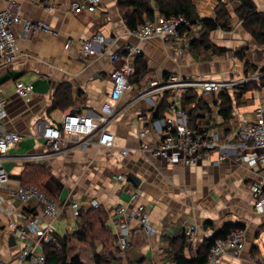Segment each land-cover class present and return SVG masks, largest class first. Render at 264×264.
<instances>
[{
  "label": "crops",
  "instance_id": "0c3cea01",
  "mask_svg": "<svg viewBox=\"0 0 264 264\" xmlns=\"http://www.w3.org/2000/svg\"><path fill=\"white\" fill-rule=\"evenodd\" d=\"M16 1L24 19L46 24L56 35L22 34L21 27L14 26L17 58L11 64L0 66V96L5 100L7 113L4 128L22 136L4 162L10 182L0 188V258L3 263L22 264L20 252L24 247L49 256L48 244H57L56 238L69 236L65 250L68 260L78 257L83 264H96L94 254L99 255L102 246L95 243L91 248L71 239L77 230V218L67 206L72 201L85 209L95 201L107 213L106 225L111 229L113 239L111 216L118 207L130 211L142 204L155 230L154 234L148 235L135 222L127 224L130 230L128 250L123 254L118 252L105 264H175L173 251L183 243L182 237L183 256L192 260L207 240L231 224L243 227L244 248L238 254L224 256L220 264H264V215L253 211V196L249 189L258 185L264 190V164L248 167L230 156L215 166L212 162L218 155L211 153L209 158L183 166L153 158L149 153L161 139L153 123L164 118L173 104L186 113L190 128L202 130L208 136H218L219 144L236 142L250 124L253 110L259 106L264 111V86H260V79L264 78L261 76L264 51L261 62H255L252 52L256 48L264 50V47L252 43L233 15L231 5H226L231 17L229 30H215L208 35L211 45L225 50L218 55L212 51L192 52L190 43L197 40V26L182 31L187 43L180 54H174L177 48L174 40L165 42L153 37L139 41L125 26L116 0H101L94 14L73 13L71 0H48L49 10L42 6L47 0ZM220 1L226 3V0ZM253 3L264 13V0H253ZM193 4L200 18H209L217 1L193 0ZM4 8L5 2L0 0V11ZM95 34L108 40L104 51L93 57L80 54L78 43ZM67 41L71 42L68 49L64 47ZM126 46L138 47L141 50L139 56L146 64L148 71L139 83L133 81L139 56L126 59L120 54L115 63L109 59L111 54ZM125 63L131 89L115 101L110 98L113 90L111 73ZM175 74L186 81L247 80L254 84L244 92L234 88L210 95L190 89L200 104L192 101L183 105L188 89L153 93ZM17 81L33 85L28 101L16 95ZM62 87L70 90V107L49 111L54 93ZM142 91H151L145 100L137 98ZM221 96L231 100L228 120L219 113ZM104 105L116 110V115L106 126V131L114 137L110 149L89 146L86 150H72L40 160L24 159L46 152L43 141L36 137L38 122L57 126L61 116L72 110L81 116H97ZM159 109H162L161 113L154 117ZM143 128H148L147 135H141ZM141 143L148 149L142 151ZM121 150L126 151L124 156L120 154ZM29 168L42 171L37 179L45 176L42 187L62 207L54 221L43 214L39 204L24 203L11 197L19 187L35 186H24L20 180ZM129 173L137 177L138 186L127 179H116ZM133 189L140 192L137 203L130 200ZM9 225L14 228L10 229ZM190 226L195 227V232L192 239L187 240L185 234ZM10 234L15 235L16 241L12 247L8 244ZM55 249L59 250V247Z\"/></svg>",
  "mask_w": 264,
  "mask_h": 264
},
{
  "label": "built area",
  "instance_id": "2783aa9c",
  "mask_svg": "<svg viewBox=\"0 0 264 264\" xmlns=\"http://www.w3.org/2000/svg\"><path fill=\"white\" fill-rule=\"evenodd\" d=\"M101 0H71V11L75 14L86 12L94 14L97 12ZM5 8L0 11V66L11 64L17 58L16 35L14 26H20L22 34L44 33L55 36L46 24L33 23L24 19L20 13V6L16 0H4ZM42 6L50 9L47 1L42 2ZM190 28V24L183 17L165 18L157 15L152 21H146L139 25L132 34L139 41H144L153 37H159L165 42L174 40L177 45L174 54H180L183 46L187 43L184 29ZM79 52L84 56H98L108 45V40L101 34H95L87 40L79 43ZM71 42L67 41L65 48L68 49ZM122 54L126 59L135 58L141 54V50L136 46H126L119 52H114L109 56L112 63L119 59ZM264 74H261L263 76ZM128 65L125 63L120 69H115L111 73L113 90L110 98L117 101L120 95L131 89L127 81ZM249 81H186L178 75H171L168 81L154 91H183L193 89L201 92L202 95L216 94L221 91L234 89L243 86ZM34 87L31 83L15 82L16 95L28 101L33 93ZM153 91V92H154ZM151 91H142L138 99L145 100ZM116 115V110L108 105L101 108V113L97 116H81L63 114L57 126L48 125L44 122L36 124V137L43 141L46 152L41 155H31L25 160H40L42 158L53 157L72 150H86L89 146L110 149L114 143V137L106 131V126ZM7 119L5 110V100L0 96V188L10 182L5 167V160L9 157V152L14 149L22 140V136L7 131L4 122ZM153 127L160 134V142L149 150L151 157L167 160L171 164L190 166L199 160L209 158L211 153H217V159L212 162L217 166L222 164L230 156L236 161L244 162L248 167L258 163L264 164V111L257 106L253 110L252 120L247 128L239 134L236 142L224 141L219 144L220 138L216 135L208 136L204 131L193 129L188 126L186 113L178 106L172 105L164 118L153 123ZM148 128H143L141 135L148 134ZM142 151L147 150V146L140 144ZM121 155L126 151L121 150ZM117 180L126 181V177L119 175ZM253 196V211L264 215V190L261 186L255 185L250 188ZM11 197L18 198L24 203L34 202L42 207L43 214L54 221L62 207L42 193L35 186L19 187L11 193ZM140 197L138 189H133L130 194L131 202L137 203ZM74 218L78 216L80 205L77 202L69 201L67 204ZM99 205L92 201L90 207L97 208ZM135 222L144 233L151 235L155 233L151 226L145 207L137 204L136 207L127 211L124 207L115 208L111 216V227L114 232V242L121 254L129 248L130 230L127 224ZM13 229V225H9ZM24 234L23 230H19ZM195 227L190 226L186 231L187 240L194 236ZM51 241V238H47ZM244 248V234L242 230H232L223 240L214 241L209 249L205 264H220L223 257L230 254H238ZM21 263L47 264L43 255L24 247L21 250ZM0 264H4L0 258Z\"/></svg>",
  "mask_w": 264,
  "mask_h": 264
},
{
  "label": "trees",
  "instance_id": "16d2710c",
  "mask_svg": "<svg viewBox=\"0 0 264 264\" xmlns=\"http://www.w3.org/2000/svg\"><path fill=\"white\" fill-rule=\"evenodd\" d=\"M214 1H217V6L213 15L209 18H200L198 16L193 0H116V5L125 26L131 31H134L139 25L146 21H152L156 15L165 18L183 17L190 26H197L199 29L197 40L190 43L192 52L212 51L213 54L219 55L223 54L225 50L218 49L211 45L208 40V35L215 30H229L231 17L226 7V5L229 4L232 7L233 15L241 23L242 29L251 37L252 43L258 47H264V13L257 10L253 0H226V3H222L220 0ZM188 29H184V31L186 32ZM246 68H248V65H246ZM147 71L145 62L140 56L137 57L133 81L139 83L146 75ZM260 81V86H264V78L260 79ZM253 84L254 82L243 85L241 91L244 92ZM62 88L63 89H58L54 93L53 102L49 111L58 109L65 110L70 107V90L67 87ZM187 92V95L182 100L183 105L191 103L192 101H197V103L200 104V100H197L196 95L193 94L190 89H188ZM161 110L162 109H159L154 117H157L158 114L161 113ZM219 113L224 120L230 118L231 100L228 96H221ZM29 169L26 170L24 175L20 178L21 181L23 180V185H35L43 193L51 197L41 185L46 179H44L45 176L42 179H37L39 174H43L42 171L31 170V168ZM76 218L77 230L71 235V239L91 248L94 247L95 243L100 244L102 246V252L99 255L94 254L96 264H105L109 260H112L114 255L119 252V249L115 245L111 229L106 225L108 220L106 211L102 207L81 208ZM235 229L242 230L243 227L237 224L225 225L220 231L215 233L212 238L205 242L203 249L192 260H186L183 256L182 245L184 243V237H182L181 242L183 243H181V246L178 247L177 251H173L174 263L205 264L207 253L214 241L225 239L229 233ZM69 238V236L62 239L54 238L57 244H48L47 253L49 256H44L47 264H83L78 257H73L68 260L65 250L68 241H70ZM56 247H59V250H56Z\"/></svg>",
  "mask_w": 264,
  "mask_h": 264
},
{
  "label": "water",
  "instance_id": "95a60500",
  "mask_svg": "<svg viewBox=\"0 0 264 264\" xmlns=\"http://www.w3.org/2000/svg\"><path fill=\"white\" fill-rule=\"evenodd\" d=\"M263 51H264L263 49H259V48H256V49H254L252 51L253 54H254L255 62H261L262 61V59H263ZM69 114L70 115H76L74 110H72ZM126 179L128 181H130L131 183H133L135 186H138V184H139V180L137 179L136 176H134V174H131V173L127 174L126 175ZM15 242H16L15 241V235L14 234H10L9 237H8L9 246L10 247L14 246Z\"/></svg>",
  "mask_w": 264,
  "mask_h": 264
},
{
  "label": "rangeland",
  "instance_id": "374dc122",
  "mask_svg": "<svg viewBox=\"0 0 264 264\" xmlns=\"http://www.w3.org/2000/svg\"><path fill=\"white\" fill-rule=\"evenodd\" d=\"M170 18V17H169ZM264 74V73H263ZM236 88H241V86H238V87H236ZM154 92H160V91H154ZM153 92V93H154ZM18 154V153H17ZM20 154V153H19ZM43 193V192H42ZM45 194V193H44ZM46 195V194H45ZM51 198V197H50ZM54 200V199H53ZM55 201V200H54ZM22 264H24V262L22 263ZM26 264H29V263H26Z\"/></svg>",
  "mask_w": 264,
  "mask_h": 264
}]
</instances>
